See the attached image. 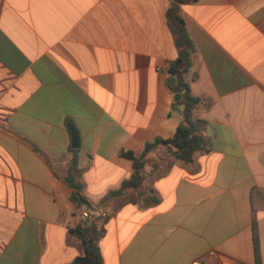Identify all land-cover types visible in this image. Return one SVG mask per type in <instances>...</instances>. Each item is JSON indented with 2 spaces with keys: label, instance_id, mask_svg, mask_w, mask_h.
I'll return each instance as SVG.
<instances>
[{
  "label": "crops",
  "instance_id": "1",
  "mask_svg": "<svg viewBox=\"0 0 264 264\" xmlns=\"http://www.w3.org/2000/svg\"><path fill=\"white\" fill-rule=\"evenodd\" d=\"M168 5L0 0V264H69L82 253L70 233L82 219L63 182L68 125L89 206L132 175L121 151L173 136L181 111L167 73L177 55ZM181 16L195 48L194 112L211 148L189 163L164 146L147 154L142 188L158 201L133 198L111 212L102 262L254 264V220L264 264V0H197Z\"/></svg>",
  "mask_w": 264,
  "mask_h": 264
},
{
  "label": "trees",
  "instance_id": "2",
  "mask_svg": "<svg viewBox=\"0 0 264 264\" xmlns=\"http://www.w3.org/2000/svg\"><path fill=\"white\" fill-rule=\"evenodd\" d=\"M197 0H169V5L165 13L166 25L172 37L177 55L169 63L167 73L169 80L173 83L169 86L173 95H180L176 102L181 111V121L178 123L173 136L169 139L155 138L146 142L139 152L121 151L120 155L129 159L132 163V175L125 180L121 186L109 192L95 206H89L87 201L80 195L82 185L76 180L77 171L76 154L77 149L72 151V158L67 168V174L63 177L64 184L71 189L70 200L75 205L79 214L83 211V206L88 205L91 210H100L97 216L87 221H79L70 229L71 235L80 244L81 255L74 258L69 264H103L99 252L98 240L103 234L104 224L107 222L111 212L133 198L141 205L157 203V197L143 190V183L147 179L146 156L158 146H164L168 154L176 160L189 163L194 153H207L211 144L204 138L203 131L205 121L198 118L195 109L200 103V98L191 94L189 83L195 78L192 71L195 61V48L191 42L184 20L181 16V6L195 3ZM154 164L151 167L149 177L152 179L161 176V167ZM110 207V212L107 211ZM251 238L253 247L254 264H261L259 236L255 221L251 225Z\"/></svg>",
  "mask_w": 264,
  "mask_h": 264
},
{
  "label": "water",
  "instance_id": "3",
  "mask_svg": "<svg viewBox=\"0 0 264 264\" xmlns=\"http://www.w3.org/2000/svg\"><path fill=\"white\" fill-rule=\"evenodd\" d=\"M173 83V80H170V84ZM180 99V95H175V101L177 102ZM174 109L179 113V109L177 105H174ZM68 129L70 131L71 135V148L76 149L78 147V136L76 134V131L72 125H68ZM83 224L85 225L86 222L84 221Z\"/></svg>",
  "mask_w": 264,
  "mask_h": 264
},
{
  "label": "built area",
  "instance_id": "4",
  "mask_svg": "<svg viewBox=\"0 0 264 264\" xmlns=\"http://www.w3.org/2000/svg\"><path fill=\"white\" fill-rule=\"evenodd\" d=\"M168 66H167V68H168ZM98 213H99V210L91 211L89 209H83L80 216H81L82 221L87 222V221L91 220L92 218H94L95 216H97Z\"/></svg>",
  "mask_w": 264,
  "mask_h": 264
}]
</instances>
